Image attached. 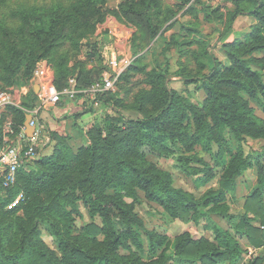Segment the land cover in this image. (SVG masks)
<instances>
[{
	"label": "trees",
	"instance_id": "16d2710c",
	"mask_svg": "<svg viewBox=\"0 0 264 264\" xmlns=\"http://www.w3.org/2000/svg\"><path fill=\"white\" fill-rule=\"evenodd\" d=\"M87 1L98 7L106 0ZM233 1L236 7L231 11V20L242 14H250L258 22L252 26L245 39L235 38L223 43L230 65L216 60L208 74L186 77V82H199L197 86L205 90L207 112L202 111L188 96L175 89L169 90L165 86L168 68L161 66V72L156 73L161 84L160 99L156 100L152 91L143 93V98L151 100L154 105L151 113L142 118H133L116 110L115 113L106 112L103 118L95 121V136L108 154L107 163L101 160L103 154L97 144L90 143L86 147L87 157L76 174L52 156L36 159L37 169L18 172L17 181L6 187L8 196L0 197V203L7 207L20 191L25 192L24 202L13 209H5V212L15 216L19 238L16 246L10 247L6 226L0 224V264H170L171 260L182 264H261L260 257L243 259L246 251L237 235H245L255 247H264V229L253 222L259 218L260 223L264 224V150L247 154L243 150L246 135H264V122L251 115L247 100L258 99L264 107V98L261 97L264 94V61L254 55L255 51L264 50V0ZM137 2L141 6L137 7ZM160 6L161 0H134L124 6V11L134 14L153 39L159 33V28L154 23L152 12ZM56 12L22 14L37 39L55 41L63 33L59 24L65 22V26L68 21L67 16ZM88 45L97 54L98 44L90 41ZM133 53L137 54L135 51ZM140 60L141 57L136 56L134 63L120 77L131 69H137ZM37 63L38 56L33 55L31 50L24 51L15 67L8 64V80L27 83ZM19 71L22 76H18ZM57 73L55 82L62 88L71 76L68 78L66 70H58ZM101 76L86 81L77 79L80 86L86 87ZM225 86L244 91L247 98ZM108 92L100 93L99 97ZM35 98L36 93L32 91L30 96L23 99V105L33 106ZM8 108L14 113L16 128L25 123L26 112L21 107L9 105ZM140 109H144L143 103ZM207 114L213 126L208 122ZM2 122L3 119L0 120V142L3 137ZM216 128L221 136L215 134ZM225 130L231 133L236 142L234 149L223 134ZM196 146H200V150L214 159L213 165L207 162L200 150H196ZM226 153L230 159L227 166L223 167L221 188L208 191L201 199L176 186L171 172L153 164L144 165L139 160V157L147 155L173 157L175 165L184 173L194 175L205 172L206 178L203 180H206L213 166L222 164ZM197 163L199 166H196ZM200 164H205V168L201 169ZM251 167L257 168L258 184L248 195L247 211L236 222V215L229 213L226 207V194L235 190L237 178ZM107 188L125 191L134 199H137L136 189L139 188L148 199L163 206L169 215L184 221L199 222L202 216H206L208 222L205 229L212 231L214 236L212 239L207 236L194 238L190 233H183L174 241L171 252L163 250L158 253L165 244L164 237H156L152 231H148L150 259L142 261L136 256L122 255L118 248L129 245L126 243L127 236L132 238L137 248L144 249V243L134 227V224H139L134 203L132 205L121 194H107ZM44 194H47L46 199ZM81 199L92 216L101 217V226L92 223L85 225L84 229L93 239L104 233L107 239L102 247L86 248L71 237L72 223L75 215L79 214L78 201ZM19 211L23 214H19ZM248 211H252L254 216H249ZM213 213L233 222L235 232L213 220ZM49 216L56 218L51 229L53 240L61 253L58 255L47 249L39 236V223ZM118 222L124 224L126 230L120 228Z\"/></svg>",
	"mask_w": 264,
	"mask_h": 264
},
{
	"label": "rangeland",
	"instance_id": "374dc122",
	"mask_svg": "<svg viewBox=\"0 0 264 264\" xmlns=\"http://www.w3.org/2000/svg\"><path fill=\"white\" fill-rule=\"evenodd\" d=\"M134 0H106L95 7L87 0H4L0 2V91L11 87H17L24 83H13L8 80L12 68L20 62V57L26 50H31L38 56V62L48 65L54 76L58 70H66L68 78L74 76L81 80L93 79L97 76L111 72L110 57L118 49L136 52L140 56L137 69H131L118 78L114 87L108 93L98 96V100H82L78 96L75 100L61 102L53 106L45 107L41 112L43 128L40 140L39 153L41 157L52 156L59 162H63L71 172L78 173L83 165V159L87 157L86 147L90 143L97 144L102 151L101 160L108 161V154L95 136L94 123L103 118L106 112L115 113L116 110L133 118H142L154 110L151 100L143 98V93L152 91L156 100L160 99V79L156 73L161 72V66L168 68V77L165 86L175 89L190 98L198 107L207 112V94L203 88H199L196 82H186L188 76H203L208 74L216 64V60L226 65L231 61L223 50V43L235 38L245 39L252 26L258 22L254 15L242 14L235 20L230 19L231 11L236 5L233 0H161L159 9L152 12L154 23L159 28L155 38H151L148 29L132 13H125L124 6ZM139 1V0H135ZM136 6H141L136 3ZM67 16L64 26L59 24L63 32L55 41L50 39H37L28 22L23 18L22 12L55 13ZM90 41L98 44V52L94 54L88 45ZM94 54V55H93ZM258 60L264 61V50L255 51ZM134 61L131 63L133 64ZM130 64V65H131ZM129 65V66H130ZM141 68V69H138ZM22 76V72L17 73ZM16 74V75H17ZM247 98V94L241 90H234ZM264 98V94L261 95ZM248 100V108L251 115L264 122V107L258 99ZM144 109H140V104ZM206 118L213 126L211 117ZM12 119L14 113L7 107L3 112L2 135L5 132V121ZM215 134L220 131L215 129ZM228 138L230 146L234 149L236 142L228 130L223 132ZM91 136V137H90ZM2 142V141H1ZM0 142V143H1ZM217 147V145H215ZM196 146V150H200ZM245 154L254 150H264V135H246L243 144ZM207 162L214 164V159L206 152L200 150ZM130 154L135 155L134 152ZM39 156V158H40ZM136 156V155H135ZM230 156L225 154L222 159L223 166H213L211 175L205 179V172L187 175L175 165L173 157H158L147 155L139 157L144 165L153 164L162 170L171 172L176 186L184 188L195 198L201 199L210 190L221 188L222 173L229 162ZM264 160V159H263ZM196 166H199L197 163ZM200 164V168H205ZM224 167V168H223ZM38 168L35 161L28 162L21 170H34ZM235 190L228 191L225 204L229 213L236 215V222L247 211L248 195L258 184V172L256 167L248 168L237 178ZM12 186V185H11ZM10 187V186H9ZM137 199L117 188H107L109 195L121 194L132 205L139 224L134 227L140 233L144 243V249L137 248L130 236L126 237L128 246H120L118 252L127 257H138L142 261L151 258L148 248V231H152L156 237H164L165 244L158 251H172L173 243L183 233H190L194 238L207 236L210 239L214 234L205 229L208 222L206 216H202L199 222L194 220L184 221L173 217L160 204L148 199L145 192L139 188ZM20 192H24L23 190ZM25 193V192H24ZM8 190L2 185L0 197H7ZM46 199L47 194H44ZM5 207L0 203V224L6 226L9 246L14 247L18 242L16 219L13 214L5 212ZM79 214L75 215L72 223V239L86 248H99L106 242V235L100 233L95 239L89 237L84 229L87 224L102 225L99 215L92 216L84 201H78ZM249 212V211H248ZM19 214H23L19 211ZM249 216H254L252 211ZM213 220L235 232L234 223L227 217L216 213L211 214ZM56 221L54 216L40 221V237L45 246L57 255L61 254L52 235L51 224ZM261 225L259 218L253 221ZM120 228L126 230V226L118 222ZM243 248L244 255L248 250L253 253L246 260L261 258L264 264V247L253 246L245 235H237ZM170 264L175 263L173 260Z\"/></svg>",
	"mask_w": 264,
	"mask_h": 264
},
{
	"label": "built area",
	"instance_id": "2783aa9c",
	"mask_svg": "<svg viewBox=\"0 0 264 264\" xmlns=\"http://www.w3.org/2000/svg\"><path fill=\"white\" fill-rule=\"evenodd\" d=\"M136 56L131 51L119 49L110 57L111 72L103 74L91 85L82 87L78 79L71 76L65 86L60 88L55 82V76L44 62H38L34 73L27 83L17 87H11L0 91V120L3 119V112L9 105L21 107L26 115L30 113L32 118L30 124L35 126L33 135H28L26 125L21 124L15 127L12 119L5 121V132L0 143V181L5 187L13 185L17 181V174L21 167L28 162L39 158V146L42 138L43 128L41 123V112L47 106H53L64 100H75L81 96L82 100H98L100 93L111 90L122 72L134 61ZM35 85L38 91H35ZM36 93V102L33 106L23 105V99L30 96L31 92ZM26 195L20 192L8 203V208L13 209L24 202ZM264 229V224L260 225ZM253 253L249 249L246 260Z\"/></svg>",
	"mask_w": 264,
	"mask_h": 264
},
{
	"label": "water",
	"instance_id": "95a60500",
	"mask_svg": "<svg viewBox=\"0 0 264 264\" xmlns=\"http://www.w3.org/2000/svg\"><path fill=\"white\" fill-rule=\"evenodd\" d=\"M35 91H38V87L35 85ZM32 118V115L30 113H28L26 115V119H25V125L27 127L26 132L28 135H33L34 131H35V126L30 124V120Z\"/></svg>",
	"mask_w": 264,
	"mask_h": 264
},
{
	"label": "crops",
	"instance_id": "0c3cea01",
	"mask_svg": "<svg viewBox=\"0 0 264 264\" xmlns=\"http://www.w3.org/2000/svg\"><path fill=\"white\" fill-rule=\"evenodd\" d=\"M118 51H119V49H118Z\"/></svg>",
	"mask_w": 264,
	"mask_h": 264
}]
</instances>
